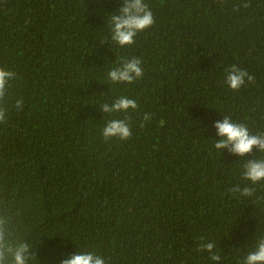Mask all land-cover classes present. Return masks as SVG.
Here are the masks:
<instances>
[{
  "label": "trees",
  "instance_id": "16d2710c",
  "mask_svg": "<svg viewBox=\"0 0 264 264\" xmlns=\"http://www.w3.org/2000/svg\"><path fill=\"white\" fill-rule=\"evenodd\" d=\"M145 3L153 25L120 47L109 21L123 0H0V67L16 74L0 101L3 264L22 244L25 264H244L264 240V181L242 176L264 153L214 148L224 116L264 134V0ZM133 57L142 78L112 83ZM231 65L254 81L232 90ZM122 95L137 109L100 110ZM126 117L131 137L105 140Z\"/></svg>",
  "mask_w": 264,
  "mask_h": 264
},
{
  "label": "clouds",
  "instance_id": "9594fccd",
  "mask_svg": "<svg viewBox=\"0 0 264 264\" xmlns=\"http://www.w3.org/2000/svg\"><path fill=\"white\" fill-rule=\"evenodd\" d=\"M245 7L248 5L245 4ZM111 40L120 47L133 44L134 38L140 32L150 28L154 23V16L145 0H123V6L118 12L110 15ZM142 61L136 57L131 59H122L118 66L108 71L107 77L112 83H128L131 84L137 79L142 78L143 69ZM16 78V74L4 67H0V101H3L9 86V82ZM245 79L249 82L254 81V76L250 75L246 70L231 65L226 69L225 83L232 89L238 90L245 84ZM100 110L105 114H113L118 112H128L130 109H137L138 105L134 99L127 96L116 98L111 104L102 103L99 105ZM15 107L21 109L23 100H17ZM7 109L0 104V122L5 121ZM143 119L150 121L152 116L145 114ZM163 123V121H161ZM215 128L218 131L219 139L215 140L214 148L223 150L228 149L229 152L239 156H245L253 152V149H259L264 153V134H250L249 128L244 123H233L229 116H224L223 121H216ZM143 127V124L141 125ZM105 140L118 138L127 140L131 137L130 118L110 119L102 130ZM243 179L251 181L252 184L264 181V159L251 160L244 165L242 173ZM228 191L237 192L238 188L229 189ZM243 195L251 194V188H244ZM203 239V237H201ZM214 243H206L200 251L207 250L212 252ZM9 252L13 249L9 248ZM27 247L20 245L14 251L15 264H25V253ZM3 233L0 232V264H3ZM213 261H219V255L213 253L210 257ZM62 264H106L103 256L93 252H85L72 254L66 257ZM244 264H264V240H260L255 250L250 251L244 259Z\"/></svg>",
  "mask_w": 264,
  "mask_h": 264
}]
</instances>
